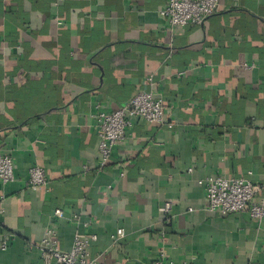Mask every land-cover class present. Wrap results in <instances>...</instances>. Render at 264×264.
I'll use <instances>...</instances> for the list:
<instances>
[{"label": "crops", "instance_id": "obj_1", "mask_svg": "<svg viewBox=\"0 0 264 264\" xmlns=\"http://www.w3.org/2000/svg\"><path fill=\"white\" fill-rule=\"evenodd\" d=\"M164 5L0 0V146L15 166V180L0 181V264H47L39 244L54 224L63 250L77 232L96 234L99 264L161 254L264 264V220L210 211L199 183L217 174L264 187V0H219L203 24L187 26L170 25ZM146 91L164 100L173 127L132 118L100 167L96 115ZM34 165L47 174L38 189L28 184ZM56 208L79 221L56 220ZM118 228L125 234L114 240Z\"/></svg>", "mask_w": 264, "mask_h": 264}, {"label": "built area", "instance_id": "obj_2", "mask_svg": "<svg viewBox=\"0 0 264 264\" xmlns=\"http://www.w3.org/2000/svg\"><path fill=\"white\" fill-rule=\"evenodd\" d=\"M219 0H165L161 10L170 25L187 26L189 24L201 25L217 12ZM100 141V167L109 161L114 148L124 142L127 130L132 125V118H141L149 123H158L172 128V122L167 119L166 106L161 97L152 91L140 92L125 106L113 111H101L97 115ZM15 166L13 156L0 146V181L8 184L15 180ZM46 170L41 165H34L29 170L28 184L32 189H38L46 184ZM206 191V207L213 212L223 215L233 212H248L251 218L257 221L264 220V198L261 193L264 187L246 178L225 177L222 175H209L199 180ZM5 195L0 194V215L4 212ZM173 202L166 201L160 211L164 220L170 222ZM192 208H190L191 210ZM56 220L68 218L79 221L78 214L68 215L63 208L54 210ZM125 231L118 228L113 234L114 240L123 237ZM56 225L48 226L39 244L42 256L47 264H99L91 257L90 245L97 239L94 233L77 232L69 250L59 247L56 238ZM8 246V241L2 242V248ZM152 264H190L188 261H173L163 254L159 255Z\"/></svg>", "mask_w": 264, "mask_h": 264}]
</instances>
